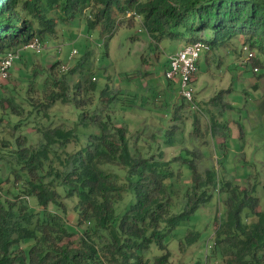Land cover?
Wrapping results in <instances>:
<instances>
[{
  "label": "trees",
  "instance_id": "trees-1",
  "mask_svg": "<svg viewBox=\"0 0 264 264\" xmlns=\"http://www.w3.org/2000/svg\"><path fill=\"white\" fill-rule=\"evenodd\" d=\"M85 10L88 27H100L103 36L138 21L154 41H204L209 46L206 59L226 41L241 37L253 53L245 70L256 67L257 74H264V0H0V59L32 39L43 43L55 34L57 19L67 22ZM61 65L59 60L52 62L37 87L34 78L39 71L33 69L27 77L23 99L28 110L13 96L0 98L6 117H18L14 132L31 125L39 135L32 143L27 134L19 133L11 143L0 145V264H169L168 244L175 227L214 191L225 194V212L215 229L212 253L221 264H264V212L258 210L253 185L218 178L213 168L201 170L198 160H189L190 182L179 195L184 208L172 212L178 195L175 157L143 155L130 143L127 125L118 126L111 116L116 93L105 87L95 100V79L82 76L72 82L74 67L67 74L60 71ZM225 92L210 98V104L222 103ZM180 98L173 118L190 103ZM56 103L74 107L73 126L50 123ZM193 125L198 133L196 115ZM79 126L86 131L79 133ZM210 126L227 131L213 116ZM179 128L173 124L171 132ZM80 138L83 143H78ZM72 143L78 148L68 150ZM105 165L124 167V181ZM128 195L135 200L117 213V203ZM31 198L38 208L31 207ZM68 200L75 201L77 212L73 228L65 216ZM50 204L58 212L50 211ZM244 209L249 210L245 216ZM250 215L254 218L248 219ZM198 238V232L188 230L179 248ZM151 246L160 253L150 256Z\"/></svg>",
  "mask_w": 264,
  "mask_h": 264
},
{
  "label": "rangeland",
  "instance_id": "rangeland-1",
  "mask_svg": "<svg viewBox=\"0 0 264 264\" xmlns=\"http://www.w3.org/2000/svg\"><path fill=\"white\" fill-rule=\"evenodd\" d=\"M87 15L85 10L67 22L57 19L55 34L43 41L46 49L41 54L21 49V57L14 61L6 83L0 87V98L13 96L28 110L23 99L27 77L33 69L39 71L34 78L37 87L46 78L48 66L59 60L68 67L62 73L69 74L74 67L75 71L69 74L72 82L84 77L95 79V100L100 99L99 92L105 87L112 94L116 93L117 99L110 104L111 116L118 126L127 125L130 143L135 144L143 155L163 160L175 157L173 180L175 187L178 186V195L172 212L179 213L184 208L179 195L190 182L189 160H198L201 170L213 168L218 178L240 186L253 185L254 194L259 198L258 210L264 212V74L255 73L253 67L245 70L248 59L241 51L242 38L226 41L219 49L207 53V59L201 54L193 77L195 92L192 100L178 110L177 118H173L175 106L181 103L180 85L178 79H166L164 69L168 55L180 49L185 40L163 38L154 41L138 21L132 26L122 24L110 37L103 36L100 27H88ZM73 49L77 52L70 56ZM222 90L226 91L223 102L213 107L209 99ZM1 115L0 145L3 141L11 143L19 133L27 134L32 143L39 139L31 125L14 132L12 125L18 117L13 114L6 117L0 107ZM50 115V123H62L67 127L73 126L77 118L76 110L70 104L56 103L51 107ZM195 115L199 119L198 133L194 132ZM211 116L214 121L226 124L227 131L221 127L212 129ZM173 124L180 127L177 133L171 132ZM82 130L86 131L79 126L78 132ZM83 141L80 138L78 143ZM76 144H70L67 149L78 148L79 144ZM103 168L115 172L124 181L126 171L121 165ZM58 189L64 193L63 187ZM129 196L117 203V213L129 200H135L134 196ZM224 199V193L214 191L210 200L178 223L168 244L169 264H221V258L211 250L218 221L224 218ZM30 204L38 208L34 198L30 199ZM74 204L75 201H67L65 216L70 228L75 227L77 220ZM48 209L58 212L53 204ZM248 212L244 209L243 215ZM251 216L248 219L254 218ZM188 230L198 232L199 238L181 250L180 240ZM159 253L160 250L151 246L150 256Z\"/></svg>",
  "mask_w": 264,
  "mask_h": 264
},
{
  "label": "built area",
  "instance_id": "built-area-1",
  "mask_svg": "<svg viewBox=\"0 0 264 264\" xmlns=\"http://www.w3.org/2000/svg\"><path fill=\"white\" fill-rule=\"evenodd\" d=\"M31 49L36 54H41L45 49V45L38 39H32L24 46L7 51L0 59V87L5 83L10 75V69L14 64V61L21 57V49ZM209 50V46L202 40L195 41L194 43L184 44L180 49L168 55L167 65L164 69V76L168 80H179V97H182L188 101L192 100L195 89L193 87V77L198 69L197 63L201 54H204ZM246 54L248 59L253 53L249 51L247 45H243L241 48ZM76 50L73 49L70 52V56L76 54ZM68 70L66 65H61L60 71L65 72ZM253 71H257L254 67Z\"/></svg>",
  "mask_w": 264,
  "mask_h": 264
}]
</instances>
